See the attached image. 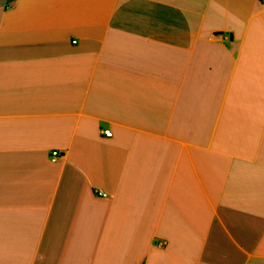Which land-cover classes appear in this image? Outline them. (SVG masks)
<instances>
[{
  "label": "crops",
  "instance_id": "obj_1",
  "mask_svg": "<svg viewBox=\"0 0 264 264\" xmlns=\"http://www.w3.org/2000/svg\"><path fill=\"white\" fill-rule=\"evenodd\" d=\"M0 264H264V0H0Z\"/></svg>",
  "mask_w": 264,
  "mask_h": 264
},
{
  "label": "built area",
  "instance_id": "obj_2",
  "mask_svg": "<svg viewBox=\"0 0 264 264\" xmlns=\"http://www.w3.org/2000/svg\"><path fill=\"white\" fill-rule=\"evenodd\" d=\"M104 132H105V134H106L107 136H110V135L112 134L110 130H104ZM57 156H58V152H57L56 150L52 151V156H51V158H52L53 160H55V159L57 158ZM104 195H105V194H104Z\"/></svg>",
  "mask_w": 264,
  "mask_h": 264
}]
</instances>
